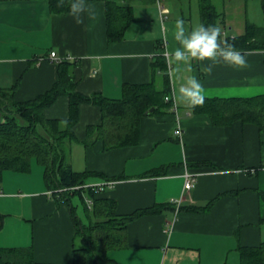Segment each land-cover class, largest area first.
Masks as SVG:
<instances>
[{
  "label": "crops",
  "instance_id": "obj_1",
  "mask_svg": "<svg viewBox=\"0 0 264 264\" xmlns=\"http://www.w3.org/2000/svg\"><path fill=\"white\" fill-rule=\"evenodd\" d=\"M88 3L96 6L98 19L85 17V23L77 25L69 13L52 14L45 0H0V89L20 83L16 100H34L51 90L59 79V65L67 61L76 64L80 94L121 99L125 85L152 81L159 43L165 52L177 46L171 35L176 19L182 18L189 29L194 26L191 12L182 5L174 10L167 1L143 0L132 6L134 23L125 39L112 44L107 38L105 3ZM162 23L168 26L167 33ZM52 53L57 55L55 62L50 61ZM244 55L250 68L221 64L211 75L200 70L207 61L193 62L190 74L202 82L206 98L264 95V52ZM170 71L169 66V75ZM170 98L173 101V85ZM69 116L67 96L45 111L48 120ZM101 122L100 107L80 106L73 128L76 142L71 145L73 169L109 179L126 177L101 195L116 201L120 215L168 206L161 215L129 225L127 247L110 254L118 264H239L238 247L264 242V134L257 127L241 122L216 127L207 115L176 105L170 113L142 121L139 145L106 152L102 141L89 148L84 145L89 127ZM163 166H169L164 176L140 177ZM187 173L195 179L190 193L184 191ZM103 182L91 179L89 184ZM182 197V210H177L172 201ZM2 216L0 247H32L39 263L74 264L76 229L70 207L58 204L50 194L44 168L36 162L29 174H4Z\"/></svg>",
  "mask_w": 264,
  "mask_h": 264
},
{
  "label": "trees",
  "instance_id": "obj_2",
  "mask_svg": "<svg viewBox=\"0 0 264 264\" xmlns=\"http://www.w3.org/2000/svg\"><path fill=\"white\" fill-rule=\"evenodd\" d=\"M45 1L49 3L52 14L69 13L70 0H65L63 7L59 8L57 0ZM197 1L201 24L219 25L222 29V39L233 44L235 49L243 54L264 52V26L259 27L247 20L242 35L227 36L226 14L219 11L213 0ZM87 2L105 3L108 42L112 44L122 42L134 23V8L122 5L117 0ZM262 9L264 13V0ZM158 48L160 52L153 61L152 81L143 85H125L121 99H112L102 94L90 97L80 94L74 77L76 64L67 61L59 65V79L51 90L34 100L27 102L16 100L20 83L11 89H0V183L7 172L31 173L34 162L44 168L47 190L58 204H67L70 207L76 229L73 241L74 264H118L110 254L127 247L129 225L143 217L161 215L168 210L166 205H156L132 214L120 215L115 200L101 198L108 189L97 193L89 182L91 179H100L117 184L126 177L109 179L100 173L76 172L71 162V145L76 142L73 128L79 120L82 104L96 105L102 112V122L89 127L84 145L89 148L102 141L106 152L139 145L142 121L153 115L172 111L174 105L170 98L172 83L169 65L164 45L159 43ZM62 96L70 99L69 118L48 120L45 111ZM193 113L207 115L216 127L241 122L257 127L264 134V95L253 98H206L204 105L193 109ZM203 165L205 164H191ZM168 169L169 166H163L140 177L164 176ZM78 197L85 207V215H82L79 206L73 203V199ZM88 201L92 202V206ZM3 226L2 216L0 231ZM238 253L239 264H264V242L257 247L240 246ZM0 264L46 263L35 260L32 247H0Z\"/></svg>",
  "mask_w": 264,
  "mask_h": 264
},
{
  "label": "clouds",
  "instance_id": "obj_3",
  "mask_svg": "<svg viewBox=\"0 0 264 264\" xmlns=\"http://www.w3.org/2000/svg\"><path fill=\"white\" fill-rule=\"evenodd\" d=\"M64 2L65 0H57V7H63ZM69 15L77 25L84 24L85 17L92 21L98 19L96 6L87 0H70ZM161 29L165 33L169 31L168 26L163 23ZM171 35L177 46L165 55L171 69L173 102L177 106L195 109L205 103L206 94L202 82L190 74L193 72L194 61L201 64L208 62L200 69L206 75H211L214 68L221 64L237 70L251 67L243 53L222 39L219 25L198 24L189 29L182 18H177L171 28ZM177 81H180L178 86Z\"/></svg>",
  "mask_w": 264,
  "mask_h": 264
},
{
  "label": "rangeland",
  "instance_id": "obj_4",
  "mask_svg": "<svg viewBox=\"0 0 264 264\" xmlns=\"http://www.w3.org/2000/svg\"><path fill=\"white\" fill-rule=\"evenodd\" d=\"M125 6H136L143 0H117ZM170 5L177 10L181 5L187 13L191 12L192 22L195 25L201 24L200 9L197 0H161L162 3ZM219 11L226 14V34L230 37L240 36L245 31L246 21L262 27L264 26V13L262 0H213ZM73 203L79 206L80 213L85 215V207L80 198H74Z\"/></svg>",
  "mask_w": 264,
  "mask_h": 264
},
{
  "label": "built area",
  "instance_id": "obj_5",
  "mask_svg": "<svg viewBox=\"0 0 264 264\" xmlns=\"http://www.w3.org/2000/svg\"><path fill=\"white\" fill-rule=\"evenodd\" d=\"M57 60H58L57 55L55 53H52L51 56H50V61L55 62ZM169 100H170V98L168 97L167 101H169ZM174 107L176 108V105H174ZM177 134L179 136H181L182 135L181 130H179L177 132ZM115 185H116L115 182H103V183H100V184L91 185V188H93L98 193V192H103V191H105L107 189H112ZM194 187H195V179L190 173H187L185 175L184 191L186 193H190L194 189ZM183 200H184V197H182L180 200H173L172 203L175 206H177L178 209H179ZM88 203H89L90 206H92V202L91 201H88Z\"/></svg>",
  "mask_w": 264,
  "mask_h": 264
}]
</instances>
